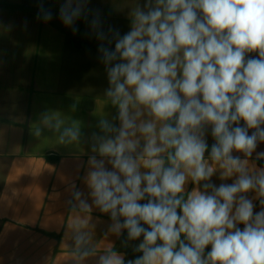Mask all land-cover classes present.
I'll return each mask as SVG.
<instances>
[{
	"label": "clouds",
	"instance_id": "9594fccd",
	"mask_svg": "<svg viewBox=\"0 0 264 264\" xmlns=\"http://www.w3.org/2000/svg\"><path fill=\"white\" fill-rule=\"evenodd\" d=\"M87 5L64 0L63 24L77 31ZM128 15L123 35L90 22L116 115L101 111L91 134L88 195L71 186L74 264H264V0H135ZM38 18L52 13L41 4ZM41 124L58 144L81 141L78 120L51 112ZM93 207L110 217L105 239L142 237L141 255L94 241Z\"/></svg>",
	"mask_w": 264,
	"mask_h": 264
},
{
	"label": "crops",
	"instance_id": "0c3cea01",
	"mask_svg": "<svg viewBox=\"0 0 264 264\" xmlns=\"http://www.w3.org/2000/svg\"><path fill=\"white\" fill-rule=\"evenodd\" d=\"M63 2L0 0V264H74L67 227L71 186L88 195L84 176L91 134L99 132L101 111L109 118L116 115L115 108L103 104L108 80L90 22L98 14L105 32L123 35L130 30L128 14L135 0H88L87 19L76 21L77 31L59 17ZM41 4L52 13L47 22L38 18ZM51 112L81 122L79 144H58V134L43 127L42 114ZM36 126L42 128L40 137L34 135ZM207 141L210 148V132ZM262 162L255 161L256 166ZM212 182L232 180L221 181L217 173ZM193 187L187 185L189 191ZM254 203V211H260L259 202ZM90 215L94 241L112 243L126 261L141 255L134 248L142 237L127 246L126 231L105 239L109 215L95 207ZM96 259L85 264H96Z\"/></svg>",
	"mask_w": 264,
	"mask_h": 264
},
{
	"label": "trees",
	"instance_id": "16d2710c",
	"mask_svg": "<svg viewBox=\"0 0 264 264\" xmlns=\"http://www.w3.org/2000/svg\"><path fill=\"white\" fill-rule=\"evenodd\" d=\"M263 164H264V161L262 162ZM208 250H210V249H208ZM207 251V250H206Z\"/></svg>",
	"mask_w": 264,
	"mask_h": 264
}]
</instances>
